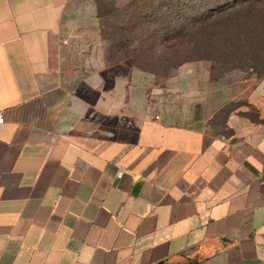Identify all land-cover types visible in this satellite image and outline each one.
Listing matches in <instances>:
<instances>
[{"label": "crops", "instance_id": "1", "mask_svg": "<svg viewBox=\"0 0 264 264\" xmlns=\"http://www.w3.org/2000/svg\"><path fill=\"white\" fill-rule=\"evenodd\" d=\"M147 79L97 0H0V264H264V94L209 138Z\"/></svg>", "mask_w": 264, "mask_h": 264}, {"label": "rangeland", "instance_id": "2", "mask_svg": "<svg viewBox=\"0 0 264 264\" xmlns=\"http://www.w3.org/2000/svg\"><path fill=\"white\" fill-rule=\"evenodd\" d=\"M97 2L107 61L145 72L148 100L169 121L214 138L232 134L233 111L258 118L250 97L264 94V0L213 16L205 0Z\"/></svg>", "mask_w": 264, "mask_h": 264}, {"label": "trees", "instance_id": "3", "mask_svg": "<svg viewBox=\"0 0 264 264\" xmlns=\"http://www.w3.org/2000/svg\"><path fill=\"white\" fill-rule=\"evenodd\" d=\"M242 2L241 6L244 8H253V6L255 5V0H205V4L208 5H213L211 7V9L209 10L211 13V16L215 15V12L218 11L219 14H224V12H226L228 10V8L230 7L231 10L232 9H236L237 3ZM257 4V3H256ZM226 8V9H225ZM250 11V10H249ZM99 16V13H98ZM101 26V24H100ZM101 33H102V29H101ZM103 38V36H102ZM121 61V60H119ZM119 61H114L112 63L115 62H119Z\"/></svg>", "mask_w": 264, "mask_h": 264}, {"label": "built area", "instance_id": "4", "mask_svg": "<svg viewBox=\"0 0 264 264\" xmlns=\"http://www.w3.org/2000/svg\"><path fill=\"white\" fill-rule=\"evenodd\" d=\"M4 122H5L4 115H3L2 111H0V124H2ZM121 176H122V172H119L118 177H121Z\"/></svg>", "mask_w": 264, "mask_h": 264}]
</instances>
